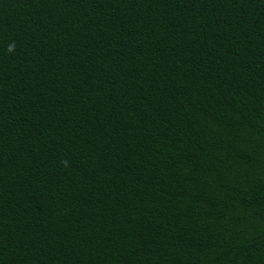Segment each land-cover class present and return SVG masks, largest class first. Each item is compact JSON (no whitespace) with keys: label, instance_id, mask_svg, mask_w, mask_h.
I'll use <instances>...</instances> for the list:
<instances>
[{"label":"trees","instance_id":"trees-1","mask_svg":"<svg viewBox=\"0 0 264 264\" xmlns=\"http://www.w3.org/2000/svg\"><path fill=\"white\" fill-rule=\"evenodd\" d=\"M0 264H264V0H0Z\"/></svg>","mask_w":264,"mask_h":264},{"label":"clouds","instance_id":"clouds-1","mask_svg":"<svg viewBox=\"0 0 264 264\" xmlns=\"http://www.w3.org/2000/svg\"><path fill=\"white\" fill-rule=\"evenodd\" d=\"M9 50L11 51V46H10V49Z\"/></svg>","mask_w":264,"mask_h":264}]
</instances>
